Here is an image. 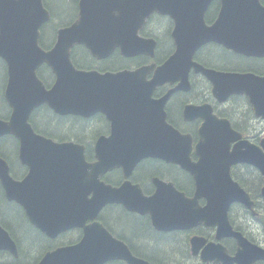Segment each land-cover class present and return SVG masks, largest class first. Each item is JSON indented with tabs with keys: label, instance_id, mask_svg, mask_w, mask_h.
<instances>
[{
	"label": "water",
	"instance_id": "obj_1",
	"mask_svg": "<svg viewBox=\"0 0 264 264\" xmlns=\"http://www.w3.org/2000/svg\"><path fill=\"white\" fill-rule=\"evenodd\" d=\"M212 1L80 0L76 21L60 28L55 45L45 51L40 46L41 29L51 15L43 0H0V57L8 67L4 96L12 108L8 120L0 119V139L15 136L20 142V161L29 168L26 178L16 181L10 175L8 163L0 158V182L7 198L19 202L30 222L46 235L54 238L72 227H80L84 232L79 244L49 252L39 264H107L115 260L150 264L134 257L101 223L87 225L109 204L149 212L153 225L163 230L191 227L202 221L214 226L218 221L221 223L224 213L227 217L235 201L252 209L251 197L233 182L230 170L232 165L244 163L258 168L264 177V140L261 146L243 140L227 120H222L225 122L223 134L216 133L208 121L204 124L197 146L201 158L196 164L190 157L184 162L177 156L182 151L178 144L184 136L165 122L156 132L148 131L147 123H142L127 134L100 138L97 142L100 162L97 164L86 161L84 146L43 137L36 134L29 123L32 112L44 104L59 115L83 117H91L99 111L110 115L118 104H126L130 107L131 118L145 122L147 110L140 106L145 104L142 95L147 85L142 82L150 67L116 74L78 70L72 63L71 51L75 46L84 45L99 60L110 56L116 47L126 56L147 54L148 49L153 52L155 42L139 37V31L155 13L170 16L175 21L173 37L177 51L155 71L151 85L188 79L195 67L196 72L202 70L212 81L216 93H223L222 100L245 95L255 116L264 120V77L207 70L192 61L194 53L211 41L225 44V48L238 54L264 57V6L260 0H220L219 18L212 27H207L205 15ZM43 64H47L56 77L55 84L48 90L37 76ZM126 89L129 92L122 91ZM202 110L203 107L194 108L197 112ZM209 112L212 114L211 109ZM232 142H236V146L230 150L227 145ZM223 144L224 149L212 147ZM110 148L125 156L128 173L142 156H156L177 163L195 175L198 192L205 185L215 190L225 183V200L211 195L204 210L191 212L173 184L160 180L156 183L161 186V193L157 191L147 200L129 199L133 187L115 190L100 179L113 167ZM211 177H220L221 181L212 182ZM234 187L238 188L236 193H233ZM217 191L221 193V189ZM262 195L264 197V189ZM226 225L230 227L227 219ZM230 230L232 236L241 239L244 248L253 247L254 253L264 258L263 249L251 245L231 227ZM220 233L218 231L217 238ZM210 247L212 251L204 252L203 258L218 263L221 247ZM0 251L18 255L15 242L1 224ZM251 253L244 250L243 259L241 255L239 259L244 261Z\"/></svg>",
	"mask_w": 264,
	"mask_h": 264
},
{
	"label": "flooded vegetation",
	"instance_id": "obj_2",
	"mask_svg": "<svg viewBox=\"0 0 264 264\" xmlns=\"http://www.w3.org/2000/svg\"><path fill=\"white\" fill-rule=\"evenodd\" d=\"M261 3L264 5V0H261ZM75 5L77 13L79 0ZM221 8L220 0L211 2L205 15L207 27H212L216 23ZM53 17V22L51 20L44 24L41 30L42 46L47 51L56 37V32L52 31V23H56L57 31L60 20L61 23L64 22L60 17ZM175 28V21L170 16L153 14L139 31V37L155 42L153 52L148 49L147 54L126 56L119 47H116L110 56L99 60L84 45L75 46L72 49L71 60L78 70L116 74L124 71H136L142 67L151 68L146 80L142 82L147 85L142 95L145 104L140 106L141 109L147 110L148 119L145 122L131 118L128 114L130 107L126 104H118L110 115L99 111L91 117L71 114L57 116L60 119L59 125L63 128L56 127V133L71 135L66 132V127L79 129L77 133H80L78 136L81 138L62 141L84 146L85 158L89 164L100 162V154L97 152V142L100 138H109L113 134H127L134 126H141L142 123H147L148 128L146 129L150 132H156L162 122L171 125L184 136L179 141L178 145L182 151L177 156L184 162H187L190 157L194 164L198 163L201 158L197 153V146L201 141L203 126L207 121L213 125L216 133L223 134L225 133V122L222 120H227L233 130L243 136V140L247 139L254 145H260L264 138V120L255 116L248 97L234 95L227 101L222 100L223 93L214 91L212 81L202 70L196 72L195 67H192L188 79L179 78L174 82H161L157 86L151 85L154 83L155 71L177 51V44L173 37ZM126 33L130 35L127 27ZM72 57H75V60L86 68L77 67ZM192 61L207 70L222 73H253L264 77V57L238 54L225 48V44L217 41H211L200 47L194 53ZM235 62L239 64L235 65ZM37 72L53 76V82L50 85L45 83L47 89H51L56 80L52 69L43 64ZM116 84L119 85L121 82ZM122 91L129 92L127 89ZM165 97L168 98L162 101ZM116 98H118L117 95ZM199 107H203L204 110L194 111V108ZM42 108H48L53 113L51 107L44 104L35 109L29 119L32 126L34 120L40 129L44 128L42 122L45 120L37 111ZM209 109L212 110V114ZM34 130L36 131L35 128ZM72 134L76 133L72 132ZM54 137L57 138V136ZM16 142V144H0V152L9 151L13 156V159L9 160L13 164L7 158L1 155L0 157L8 163L13 179L23 181L29 173V168L21 163L19 158L20 143L18 140ZM227 146L233 150L236 142ZM115 147L118 149L119 146L115 145ZM212 147L224 149L225 144ZM110 150L112 149L110 148ZM111 157L113 167L105 172L100 179L115 190L123 188L129 190L130 187H133L131 194L128 195L129 199L147 200L155 196L157 191L161 193V186L156 183V180H160L167 184H173L179 192L184 206L192 210L191 212L204 210L209 205V196L211 195L221 196L225 200V183L216 187L215 190L205 185L198 192L195 175L177 163L167 162L156 156H142L128 173L125 168V156L112 150ZM230 174L233 182L250 194L254 202L255 213L248 210L244 204L235 201L231 203L227 217L224 213L221 223L218 221V224L214 226L211 222L202 221L191 227L163 230L157 229L153 225L149 212L131 211L122 204L114 203L105 206L96 219L89 220L87 225L94 222L101 223L115 239L127 246L134 257L150 264H248L255 257L254 255H250L245 261L238 259V262L231 263L232 259L240 253L241 247L239 240L231 235L230 227L226 225V219L234 231L242 234L251 244L264 249V198L261 194L264 177L256 168L244 163L232 165ZM211 181L219 183L221 178L211 177ZM217 189H221V193ZM237 189L234 187L233 193H236ZM0 222L15 242L18 253L17 256H14L8 251H0V257L7 260V256H9V263L12 264H39L47 253L58 248L75 246L81 242L84 236L83 229L80 227L69 228L54 238L46 235L30 222L25 209L19 202L10 201L7 198L1 182ZM218 231L221 232L219 238H217ZM210 245L223 248L218 254V260L222 262L214 263L203 258L204 252L212 251L213 248ZM107 264H127V262L115 260ZM253 264H264V259H258Z\"/></svg>",
	"mask_w": 264,
	"mask_h": 264
},
{
	"label": "trees",
	"instance_id": "obj_3",
	"mask_svg": "<svg viewBox=\"0 0 264 264\" xmlns=\"http://www.w3.org/2000/svg\"><path fill=\"white\" fill-rule=\"evenodd\" d=\"M66 1L67 0H44V3L46 5V7L48 8V10H50L52 12V15L54 16L55 15V11H54L55 10V7L56 6H59L61 8V5L66 6ZM76 3H77V1H76ZM59 13H61V11L58 10L57 11V15L55 16L56 18H59V17L62 18L61 14H59ZM53 19H54V17L52 18V22H53ZM60 24H62L61 23V20H60ZM56 28H57L56 23L55 24L52 23V31L53 32H56ZM54 40H55V37L53 39V42H54ZM53 42H52V44H53ZM42 43H43V41H42ZM83 52L86 53V51H84V50H83ZM72 59H74V63H75V65L77 67H79V68H86V66H84L83 64L78 63L75 60V57H72ZM0 65H1V67L3 69L5 68L4 63L1 60H0ZM41 78L43 79V81L47 85H50L53 82V76L52 75H47L46 73H44V74L41 73ZM4 83H5V81H4ZM2 88H1V90H2ZM37 113H40L42 115V117L44 118V120H45L44 122H42V124L44 125V128L43 129H40L39 126H38V124L35 123L34 120L32 121V124H33V126H34V128L36 129L37 132H39V133H41V134H43L45 136L54 138V140H57V141L58 140H60V141H62V140H72L73 138H76V139L81 138V137L78 136L80 133H76L77 135L76 134L67 135L65 133H56L55 132V128L56 127H61L59 125L60 119H59V117H57L56 115H54L48 108L39 109L37 111ZM9 114H10V109L8 108V106L6 104L4 106H0V118H7L9 116ZM61 128H63V127H61ZM54 136H57V138L54 137ZM4 142H6L5 144H16L17 143L16 140L13 139V138H6V139H4L2 141V143H4ZM79 142H81V141H79ZM0 155L3 156V157H5V158H7L8 160L9 159L10 160L13 159V156L10 154L9 151L0 152ZM10 163H12V162L10 161ZM247 190H249V189H247ZM6 228L9 229L8 227H6ZM9 230L12 232L11 229H9ZM7 258H8L7 260H4V261L0 262V264H12V263H9V256H7Z\"/></svg>",
	"mask_w": 264,
	"mask_h": 264
},
{
	"label": "rangeland",
	"instance_id": "obj_4",
	"mask_svg": "<svg viewBox=\"0 0 264 264\" xmlns=\"http://www.w3.org/2000/svg\"><path fill=\"white\" fill-rule=\"evenodd\" d=\"M77 0H67L66 1V6L61 5V8L59 6H56L55 9L61 11L62 13V19L64 21H70L74 18V9H75V4ZM235 65H238V62L234 63ZM5 81V74L4 70L0 65V86L2 87L3 83ZM66 132L68 134H72V132H79V129H69L66 127ZM4 261L2 257H0V262Z\"/></svg>",
	"mask_w": 264,
	"mask_h": 264
},
{
	"label": "bare ground",
	"instance_id": "obj_5",
	"mask_svg": "<svg viewBox=\"0 0 264 264\" xmlns=\"http://www.w3.org/2000/svg\"><path fill=\"white\" fill-rule=\"evenodd\" d=\"M76 6V5H75ZM56 10V9H55ZM75 10V9H74ZM58 10H56V12H57Z\"/></svg>",
	"mask_w": 264,
	"mask_h": 264
}]
</instances>
